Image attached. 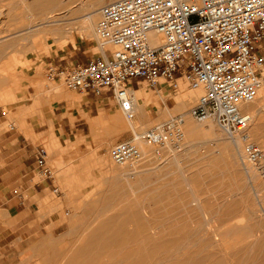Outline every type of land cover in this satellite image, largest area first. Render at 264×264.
Segmentation results:
<instances>
[{
  "label": "rangeland",
  "instance_id": "1",
  "mask_svg": "<svg viewBox=\"0 0 264 264\" xmlns=\"http://www.w3.org/2000/svg\"><path fill=\"white\" fill-rule=\"evenodd\" d=\"M36 1L0 0V98H8L22 69L32 72L44 55L62 53L76 37L95 43V11L112 0L94 8L87 3L92 0H73L67 10L64 4L58 6L57 16L51 19L37 13ZM91 10L95 14L85 18ZM39 76L36 86H57L58 81ZM182 88L178 99L188 109L201 91L187 84ZM258 94L248 104L247 112L254 119L247 131L264 148L259 143L264 142V88ZM187 117L193 124L204 122ZM211 123L209 134H199L193 141L184 130V147L172 155L179 159L176 164L169 160L172 156L158 159L141 143L145 159L132 179L108 156V148L117 140L85 157L74 145L41 139L49 164L56 168L59 187L42 209L47 207L57 218L55 224L61 225L53 234L45 231L37 238L0 239V264H57L56 253H71L81 245L85 251L81 264H264V181L250 167L245 171L231 139ZM154 126L156 121L130 122L120 112L102 141L115 135L120 141L129 140L132 130ZM70 222L74 224L71 235ZM20 224L13 225L18 228L16 235L24 232Z\"/></svg>",
  "mask_w": 264,
  "mask_h": 264
},
{
  "label": "built area",
  "instance_id": "2",
  "mask_svg": "<svg viewBox=\"0 0 264 264\" xmlns=\"http://www.w3.org/2000/svg\"><path fill=\"white\" fill-rule=\"evenodd\" d=\"M94 33L99 46H112L110 57L49 67V79L62 81L70 90L98 94L109 89L128 121L135 116L126 86L130 78L149 86L163 78L173 91L184 81L201 90L185 113L142 132L132 130V139L108 148L110 160L127 178L136 175L145 159L141 143L160 160L182 150L187 115L214 121L231 139L245 171L250 167L264 181V148L251 140V114L241 108L264 88V56L256 51L264 41V0L107 1L98 9ZM34 157L39 166L46 165L44 146L37 147Z\"/></svg>",
  "mask_w": 264,
  "mask_h": 264
},
{
  "label": "crops",
  "instance_id": "3",
  "mask_svg": "<svg viewBox=\"0 0 264 264\" xmlns=\"http://www.w3.org/2000/svg\"><path fill=\"white\" fill-rule=\"evenodd\" d=\"M111 50L110 45L90 44L76 37L62 53L44 55L32 72L26 74L27 69H22L19 81L12 82L8 98H0V239L37 238L45 231L53 234L61 225L55 224L57 218L47 207L42 209L51 193H58L59 187L54 178L56 168L49 164L47 151L45 166L35 161L37 147L44 146L41 139L49 138L60 146L74 145L73 149L85 152V157L91 156L92 150L96 152L113 141H120L118 135L102 141L106 128L120 114L109 89L98 94L91 90H70L62 81L47 76L49 67L86 64L97 57L107 59ZM256 51L264 56V41L256 46ZM39 75L58 81L57 86H36L41 80ZM260 75L264 78V66ZM184 85L181 81L173 91L163 78L153 86L140 78L128 79L126 86L138 105L130 122L156 121L162 125L170 117L186 112L184 101H179ZM15 222H21L22 234H15L18 231L13 228Z\"/></svg>",
  "mask_w": 264,
  "mask_h": 264
},
{
  "label": "bare ground",
  "instance_id": "4",
  "mask_svg": "<svg viewBox=\"0 0 264 264\" xmlns=\"http://www.w3.org/2000/svg\"><path fill=\"white\" fill-rule=\"evenodd\" d=\"M24 1V0H23ZM102 1L103 0H92V1H90V2H87V3H89V7L90 8H94V7H97V6H99L101 3H102ZM113 1V0H112ZM18 2V1H17ZM22 2V1H21ZM72 2H74L73 0H37L36 1V3H35V5H36V9H37V13H42L43 12V14H44V17L45 18H48V19H51V18H54L55 16H57V14H56V12H58V6H60V5H62V4H64V6H63V8H65L66 10L69 8V5L70 4H72ZM76 2V1H75ZM74 2V3H75ZM33 3V2H32ZM97 9V8H96ZM60 12H61V10H59ZM62 12H63V10H62ZM66 12V11H65ZM98 12V10H96L95 11V13H97ZM94 13V11H92L91 10V12H88V13H86L85 14V18H89L91 15H93V14H95ZM42 14V15H43ZM84 18V19H85ZM41 19V18H40ZM86 20V19H85ZM84 20V21H85ZM89 20V19H88ZM85 25H87V23H85L84 25L82 24V26H84V27H86ZM91 25V24H90ZM155 42V40H154V37H151V44H153ZM194 90H198V91H201L200 89H194ZM258 95H260V94H258ZM256 98H257V95L255 96V98L253 99V100H256ZM258 99V98H257ZM252 101V100H251ZM135 103H136V101L134 102V105H135ZM249 103H246V104H243V105H241V108L244 110V111H248V109H249V107H250V105H248ZM255 112V111H254ZM253 112V113H254ZM185 117L186 118H184V123H183V130H185V132H187L186 134H188L187 135V137L188 138H190V140H195V137L197 136V135H199V134H209V132L211 131V129L213 128V124L211 123V121H209V120H205L203 123H201V124H193L191 121H190V118L189 117H187V115H185ZM251 123H252V120L254 119L253 118V116H251ZM259 118V117H258ZM249 127V126H248ZM212 134H213V131H212ZM208 136V135H207ZM209 137V136H208ZM259 143H261V144H264V142H259ZM191 151V150H190ZM187 153H189V152H187ZM173 157V156H172ZM182 157V156H181ZM169 160H171V163L172 164H176L178 161H179V159L175 156V157H173L172 159L171 158H169ZM171 164V165H172ZM114 177V176H113ZM112 177V178H113ZM117 179V178H116ZM111 180V179H110ZM117 181H120V180H117ZM113 182H114V180H113ZM122 194V193H121ZM199 204H201V203H199ZM200 206V205H199ZM223 215V214H222ZM206 219V218H205ZM105 224V223H104ZM106 224H108V223H106ZM73 223L72 222H70L69 224H68V233L71 235V233H73L74 231H73ZM109 225V224H108ZM231 227V226H230ZM234 227V226H233ZM75 228V227H74ZM234 229V228H233ZM231 230V229H230ZM84 235V234H83ZM81 238V237H80ZM87 238H89L88 236H87ZM82 239H84V237H82ZM90 239V238H89ZM95 239V238H94ZM93 240V239H92ZM86 241V240H85ZM88 241H90V240H88ZM91 242V241H90ZM246 242V241H245ZM86 243V242H85ZM88 243V242H87ZM104 243V242H103ZM247 243V242H246ZM83 244V243H82ZM241 244V243H240ZM250 244H252V243H250ZM99 245V244H98ZM101 245V244H100ZM245 245V244H244ZM82 246V245H81ZM81 246H76L75 248H74V250H73V252H71V253H68L67 251H65L64 250V252L63 251H61V252H58V253H56V260H57V264H81V263H79V261H80V258H81V255L82 254H84V250L82 249V247ZM223 244H222V248H223ZM250 246V245H249ZM85 247V246H84ZM83 247V248H84ZM218 247V246H217ZM227 247V246H226ZM226 247H224V248H226ZM87 248V247H86ZM91 248V247H90ZM88 249L89 248H87V251H88ZM226 251V250H225ZM235 251H237V250H235ZM89 252V254H90V250L88 251ZM87 252V253H88ZM228 251H226V253H227ZM95 253H97V252H95ZM222 253V252H221ZM230 253H232V252H230ZM224 254V253H223ZM236 254V253H235ZM262 254V253H261ZM87 255V254H86ZM233 255V254H232ZM238 255H239V253H238ZM89 256V255H88ZM92 256H94V255H92ZM225 256V255H224ZM229 256H231V255H229ZM222 257H223V255H222ZM221 257V258H222ZM235 257V256H234ZM233 257V258H234ZM237 257V256H236ZM261 257H262V255H261ZM225 258V257H224ZM232 258V257H231ZM91 259H93V258H91ZM96 259H97V257H96ZM220 260V259H219ZM224 260V259H223ZM223 260H222V262H223ZM242 260V259H241ZM262 260V259H261ZM228 261V260H227ZM226 261V262H227ZM88 262V261H87ZM86 262V263H87ZM239 262V261H238ZM83 264H86L84 261L82 262ZM132 263V262H131ZM224 263H225V260H224ZM232 263V262H231ZM230 263V264H231ZM96 264H98V263H96ZM226 264V263H225ZM228 264V263H227Z\"/></svg>",
  "mask_w": 264,
  "mask_h": 264
}]
</instances>
